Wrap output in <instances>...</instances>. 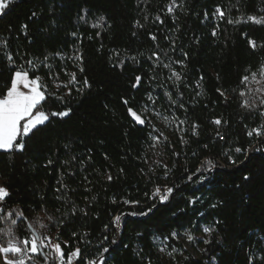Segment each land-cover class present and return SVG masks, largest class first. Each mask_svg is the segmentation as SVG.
Instances as JSON below:
<instances>
[{"label": "trees", "instance_id": "16d2710c", "mask_svg": "<svg viewBox=\"0 0 264 264\" xmlns=\"http://www.w3.org/2000/svg\"><path fill=\"white\" fill-rule=\"evenodd\" d=\"M176 3L169 12L172 0H16L0 15V95L13 71L33 60L55 93L46 94L44 110H71L24 138L23 151L0 153L5 209L52 223L44 231L60 237L66 253L79 248L97 264L104 247L105 264H264V25L248 20L264 17V0ZM71 73L69 95L55 84ZM128 106L146 108L151 125L137 124ZM207 161L216 165L211 172ZM169 187L161 203L155 191ZM205 226L216 231L212 243L200 241L196 259L183 233L197 237Z\"/></svg>", "mask_w": 264, "mask_h": 264}, {"label": "snow or ice", "instance_id": "6c2138e0", "mask_svg": "<svg viewBox=\"0 0 264 264\" xmlns=\"http://www.w3.org/2000/svg\"><path fill=\"white\" fill-rule=\"evenodd\" d=\"M15 2L16 0H0V15H3L5 10L9 8V5ZM173 7H179V5L176 3V0H172V4L169 6L168 11L172 12ZM86 11L87 10H85V12ZM261 11H264V9ZM216 12L220 16L224 15V13L219 8L216 10ZM31 15L32 17H35L37 16V12L33 11ZM100 19L103 20L104 17H100ZM156 19L160 20V17L157 16ZM248 20L258 25H264V17L258 19L257 17L249 16ZM228 23H233V21L229 20ZM93 26L97 27L98 25ZM27 27L28 26L26 24L22 25V29L25 30V35H27ZM212 34L215 35L216 32L213 31ZM152 39L155 40V36H153ZM249 44L254 50L256 49V41L249 39ZM4 46L7 47L6 41L4 42ZM153 56L159 60L158 54L153 53ZM7 59L9 61L12 60L10 54L7 56ZM47 59L48 58L45 57V60ZM76 59L79 60L81 58L76 57ZM177 63L180 62L178 61ZM27 64L29 65L28 69H24L21 66L19 69L13 71L9 82L10 86H6L4 93L0 95V153L23 151L25 148L24 138L30 137L31 135H34L35 132L42 130V127L46 126V124L49 122L50 117L64 118L67 117L71 111L70 109L48 112L44 110L46 107V94L47 96H55V93L49 91V85L40 75L35 74L37 72V66L34 61L28 60ZM164 66L169 67L167 64ZM13 67L15 68L14 65ZM47 67L51 68V65H47ZM261 70L264 71V65H261ZM80 71H83L82 67L80 68ZM30 73H32V75H30ZM172 75L175 76L176 80L180 79L178 73L173 72ZM70 76L71 79L68 83L62 85L60 83L55 84L57 89H59L61 86L68 89L69 95L72 91V89L69 87V84L76 83L75 73H71ZM52 78L55 83V80L57 79L55 74H53ZM248 79V76H244L242 77L241 82L244 83ZM140 80L141 77L137 76L132 87H138ZM84 85L89 86L87 79L84 80ZM77 91H79V89H77ZM221 95L224 94L221 93ZM241 95H244V93L241 92ZM57 99L63 100V97H57ZM149 99H151V97ZM123 103L127 106L128 100H123ZM254 104L255 101H252L251 104L249 101H245L243 106L251 108V106ZM261 104L264 105V99H261ZM146 111L147 109L143 108L138 113L133 109V107H127L129 116L141 126H144L146 123L149 126L151 125L148 115L145 114ZM261 115H264V112H262ZM214 123L219 125L221 121L216 119ZM153 130L155 131V129ZM253 132H255L257 136L261 134L259 129H253L252 131L248 132V136H252ZM220 138L223 139L222 136ZM155 139L156 137H153V140ZM247 151H250V149H242L240 147L235 148V152L237 153ZM256 151H261V149L257 148ZM231 162L237 163L235 160H232ZM52 163V160H48V165H51ZM65 163H67V161ZM206 163L211 165V167L207 169L208 172H211L216 167L212 161H207ZM198 179L203 182V180L207 179V177L198 175ZM244 179H248V177L245 176ZM108 180H112L111 175H108ZM188 180H192V176H189ZM58 183L60 182L58 181ZM62 187L66 188L67 186L62 185ZM56 190L59 192L61 191V188H57ZM172 192V187L166 188L163 191V194H161V189L157 188L154 195L159 197L161 203H165L168 201ZM9 198L10 194L8 190L5 187L0 186V264H38V261L41 260L43 261V264H66V260L67 264H72V260L74 258L80 260L81 264H97L96 259H83L79 248H75L74 250L66 253L65 248L68 247L67 244L61 241L60 237L54 238L50 235H47L44 231L45 228L50 231L54 226L52 223L45 224L40 220L39 217L35 218L34 221H28V218L23 215L22 210H20L19 213L11 209L6 210L4 203L5 201H8ZM57 199H59V197H57ZM190 203H195V200L190 201ZM211 206L216 208L217 204L213 203ZM44 211L47 215V210L44 209ZM56 211L59 212L60 209L57 208ZM151 211L152 207L148 208L144 212L139 213V215L147 216ZM72 214H75L74 210ZM132 214L137 215V213ZM47 219L49 222H52L53 217L47 215ZM115 219L117 222L120 221L119 216H117ZM3 224H8V227H2ZM59 226H63L62 221L59 222ZM20 231H24L28 233V235L20 237L18 235ZM215 231L216 229L212 226H205L202 229V232L207 236H211ZM75 235L76 234L73 233V236ZM183 235L186 237L188 243L193 244L195 247L199 246L200 240L190 231L185 230ZM171 237L173 239H177L178 233L173 231L171 233ZM105 239H107V237H105ZM202 242L205 245L212 243L210 239H203ZM112 243L115 244L116 241L113 240ZM62 244H64V247H62ZM161 251H163V249H161ZM201 251L204 250L201 249ZM108 252L109 249L107 247H104L101 250L100 257L98 258L99 264H105L106 257L104 254ZM169 255H171V253H169ZM212 264H217L214 258L212 260ZM249 264H251V258H249Z\"/></svg>", "mask_w": 264, "mask_h": 264}, {"label": "rangeland", "instance_id": "374dc122", "mask_svg": "<svg viewBox=\"0 0 264 264\" xmlns=\"http://www.w3.org/2000/svg\"><path fill=\"white\" fill-rule=\"evenodd\" d=\"M57 89V88H56ZM58 90V89H57ZM209 236L205 235L203 232L197 236V238L202 241L203 239H208ZM183 246L186 251H188L196 259H200L201 247H194L188 242L183 241Z\"/></svg>", "mask_w": 264, "mask_h": 264}, {"label": "built area", "instance_id": "2783aa9c", "mask_svg": "<svg viewBox=\"0 0 264 264\" xmlns=\"http://www.w3.org/2000/svg\"><path fill=\"white\" fill-rule=\"evenodd\" d=\"M260 133H261V134L263 133L262 128L260 129ZM263 137H264V136H263ZM254 148L257 149V148H258L257 145H255ZM257 152H259V151H257ZM161 194H162V193H161ZM157 197H158V196H157ZM158 198H159V197H158ZM52 237L55 238V237H57V236H56V234H53ZM82 258H83V257H82ZM79 263H81L80 260H77V259H75V258L72 260V264H79ZM66 264H67V260H66Z\"/></svg>", "mask_w": 264, "mask_h": 264}]
</instances>
